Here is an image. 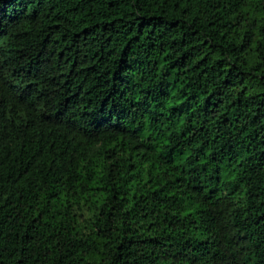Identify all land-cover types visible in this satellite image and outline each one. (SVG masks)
Wrapping results in <instances>:
<instances>
[{"label":"trees","instance_id":"1","mask_svg":"<svg viewBox=\"0 0 264 264\" xmlns=\"http://www.w3.org/2000/svg\"><path fill=\"white\" fill-rule=\"evenodd\" d=\"M0 264H264V0H0Z\"/></svg>","mask_w":264,"mask_h":264}]
</instances>
